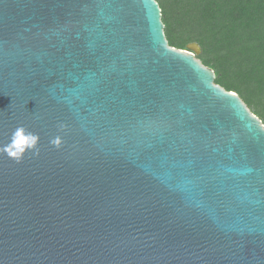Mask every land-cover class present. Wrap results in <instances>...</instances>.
Instances as JSON below:
<instances>
[{"label":"water","instance_id":"95a60500","mask_svg":"<svg viewBox=\"0 0 264 264\" xmlns=\"http://www.w3.org/2000/svg\"><path fill=\"white\" fill-rule=\"evenodd\" d=\"M161 18L0 0V264H264V125Z\"/></svg>","mask_w":264,"mask_h":264},{"label":"trees","instance_id":"16d2710c","mask_svg":"<svg viewBox=\"0 0 264 264\" xmlns=\"http://www.w3.org/2000/svg\"><path fill=\"white\" fill-rule=\"evenodd\" d=\"M177 1L184 19L175 21L192 31L190 35L194 42L219 52L218 67L223 71L226 66L225 73L230 74L232 80H241L247 95L239 92L242 86L237 82L229 83L218 77L215 84L238 93L251 113L261 121L259 117L264 112V0ZM161 14L164 15L162 8ZM162 22L164 24V19ZM164 32L170 40L169 31ZM169 45L186 50L184 43L172 41ZM209 48H203V52L210 51ZM198 59L209 67L204 56ZM252 104L257 108L256 112L250 109Z\"/></svg>","mask_w":264,"mask_h":264},{"label":"rangeland","instance_id":"374dc122","mask_svg":"<svg viewBox=\"0 0 264 264\" xmlns=\"http://www.w3.org/2000/svg\"><path fill=\"white\" fill-rule=\"evenodd\" d=\"M158 3L161 4V8L162 11L164 13V15L162 16V20L164 19V25L165 28L164 30H168L169 32V38L170 40H167L170 42L175 41L176 43H184L185 44V48L187 49L188 44L190 43H196L199 46V53L196 54V57L198 58L199 56H204L205 59L208 61V66L210 69L213 70L214 74H215V79L216 78H221L223 81H230L229 83H239L242 86V90L239 92L243 93L244 95H247L245 93V85L244 83H242L241 80L239 79H235L232 80V76L230 74H226L225 73V69L227 68L225 65V68H223V71L218 67V64L216 63L217 60V56L219 55V52H216L214 50L211 49V47L209 48L208 46L204 45L203 47L198 44L197 42H194L193 38H191L192 31L189 30V28H183V26L179 25L176 21H179L180 19H184V16H181V10L179 9V4L177 0H158ZM179 9V10H178ZM181 11V12H180ZM177 16V17H176ZM176 20V21H175ZM208 40V39H207ZM207 41H205L206 43ZM209 42V40H208ZM207 44V43H206ZM214 45V43H213ZM203 48L204 49H210V51L208 52H203ZM238 94V93H237ZM250 109L253 112H256L255 110L257 109L254 104H252L250 106ZM261 118V121L264 123V112L263 114H261V116L259 117Z\"/></svg>","mask_w":264,"mask_h":264},{"label":"clouds","instance_id":"9594fccd","mask_svg":"<svg viewBox=\"0 0 264 264\" xmlns=\"http://www.w3.org/2000/svg\"><path fill=\"white\" fill-rule=\"evenodd\" d=\"M38 136L31 131L26 130L24 127H17L11 135V138L7 144L4 145L2 151L15 158L17 162L23 157V155L34 149L37 144ZM53 144H58V139L52 141Z\"/></svg>","mask_w":264,"mask_h":264}]
</instances>
